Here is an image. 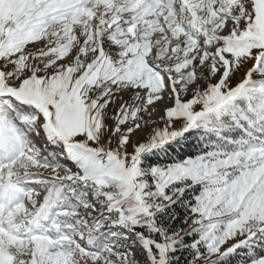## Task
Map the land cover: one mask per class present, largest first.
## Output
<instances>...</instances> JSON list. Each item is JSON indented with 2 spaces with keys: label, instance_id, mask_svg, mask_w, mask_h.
Here are the masks:
<instances>
[{
  "label": "snow or ice",
  "instance_id": "6c2138e0",
  "mask_svg": "<svg viewBox=\"0 0 264 264\" xmlns=\"http://www.w3.org/2000/svg\"><path fill=\"white\" fill-rule=\"evenodd\" d=\"M0 264H264V0H0Z\"/></svg>",
  "mask_w": 264,
  "mask_h": 264
},
{
  "label": "trees",
  "instance_id": "16d2710c",
  "mask_svg": "<svg viewBox=\"0 0 264 264\" xmlns=\"http://www.w3.org/2000/svg\"><path fill=\"white\" fill-rule=\"evenodd\" d=\"M190 140H191V143H195V139L194 138H190ZM196 149L195 148H192L190 145L188 146V147H186L184 150H182L181 152H180V157L179 158H182V157H184V156H186V155H188V154H191V155H195L196 154ZM178 211H180L181 212V214H183V209L182 208H179L178 207Z\"/></svg>",
  "mask_w": 264,
  "mask_h": 264
}]
</instances>
